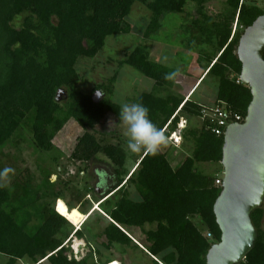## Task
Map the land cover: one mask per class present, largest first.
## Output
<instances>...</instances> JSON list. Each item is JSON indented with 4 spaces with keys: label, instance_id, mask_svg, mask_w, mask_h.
Wrapping results in <instances>:
<instances>
[{
    "label": "trees",
    "instance_id": "obj_1",
    "mask_svg": "<svg viewBox=\"0 0 264 264\" xmlns=\"http://www.w3.org/2000/svg\"><path fill=\"white\" fill-rule=\"evenodd\" d=\"M185 1L0 0V149L26 126L35 148L51 152L56 134L73 120L84 132L77 138L70 158L91 166L93 171L87 175L94 186L85 190L87 195L92 193L100 209L89 213L92 204L84 197L85 206H78L80 190L65 182L66 191L74 198L67 201L62 189L54 190L49 175L38 187L31 186L29 179L14 182L17 193H10L0 181V256L7 259L0 264L23 260L27 264H95V255L100 264H109L116 259L110 255L102 259L103 248L113 244L145 251L151 264H206L207 251L221 235L213 213L220 186L215 185L216 175L204 174L196 165H220L223 134L216 135L207 122L200 120L205 104L194 100L193 93L187 99L173 94L158 96L156 90L173 85L174 78L165 79L173 71L151 62L144 46L136 47L119 65L133 68L152 80L154 87L133 101H142L149 108L150 118L166 138L177 131L180 119H185L181 141L183 147L191 143V150L189 155L177 148L161 147L153 154L140 153L130 171L125 167L127 154L122 144L95 136L107 114L119 119L121 106L109 97L117 75L113 74L107 85L95 87L94 91L103 96L98 102L92 100V93L77 88L78 59L95 57L107 37L130 33L127 17L135 2L150 12L144 31L148 38L158 31L165 14L183 13ZM191 1L201 13L207 0ZM247 1L253 0H226L223 20L213 24L212 31L200 27L215 42V54L205 56L208 66L201 82L213 78L217 85L214 104H223L228 112L243 119L251 94L239 80L241 64L236 48L243 31L264 13ZM21 15V26L15 28L12 24ZM233 23L236 28L232 33ZM58 90L63 91L61 101H56ZM190 119L199 120L200 126L191 128ZM84 169L88 172L86 166ZM97 188L102 190L99 195ZM57 199H62L68 209L89 213L90 223L94 218L95 224L103 222L99 235L105 242L97 244L92 232L82 225L73 234L64 233L70 224L55 211ZM250 219L257 238L239 264H264V203ZM146 225H154V229L144 231ZM132 228L141 230L144 236L142 250L133 242ZM72 237L84 240L88 247L82 259L76 260L66 247Z\"/></svg>",
    "mask_w": 264,
    "mask_h": 264
},
{
    "label": "rangeland",
    "instance_id": "obj_2",
    "mask_svg": "<svg viewBox=\"0 0 264 264\" xmlns=\"http://www.w3.org/2000/svg\"><path fill=\"white\" fill-rule=\"evenodd\" d=\"M247 3H255L264 9V0L247 1ZM201 7L200 13L198 7L191 0H186L183 13L165 14L161 19L158 31L145 38L144 31L149 21L150 12L143 4L135 2L127 17V22L131 27L130 33L109 36L106 38L103 48L95 57L78 59L76 69L80 80L77 88L85 94H94L97 85L102 83L107 85V80L113 74H116L117 78L113 83V93L109 97L120 106L124 103L134 102L133 100L142 93L152 92L154 87L152 80L127 65H119L136 47L144 46L151 62L172 69V71L179 70L178 75L173 79L172 86L161 87L156 90L155 93L158 96L164 97L173 94L186 99L193 93L192 98L194 100L202 102L205 106L214 105L217 92L216 81L211 77H206L202 82L200 79L204 77L208 66L205 56L211 57L215 54V42L213 38H209L208 33H202L200 27L203 26L212 31L213 24L223 20L222 17L227 11L226 0H207ZM23 17L24 15L18 16L12 25L19 28ZM235 28V23H233L232 33ZM102 97L100 95V98ZM62 99L63 96H61ZM189 126L198 128L200 121L190 119ZM83 132L78 124L73 120H69L53 139V150L44 153L35 148L28 128L26 126L20 128L15 132L12 139L0 149V181L3 186L10 190V193H17L19 191H14L16 189V186L13 187L14 182L24 183V180L29 179L31 186L38 187L49 175V181L55 186L54 190L62 189L67 201L72 202L74 198L73 194L66 191L65 182L70 187L74 186L80 190L81 203L84 198L89 200V203L92 204L89 213L95 208V211L100 212L99 206L94 202L92 193L87 195L88 192L85 190L86 186H94V180L88 177L89 172L92 170L91 166L89 163L74 161L70 158V154L77 143V138ZM95 136L112 144L118 142L122 144L127 154L125 167L132 171L135 159L140 153H133L127 148L126 126L117 117L107 114L104 123L98 126ZM160 147L164 150L177 148V150L179 149V151L189 155L191 143L183 147L182 141H180L173 146V142L167 138V143ZM99 158L104 161V158ZM85 166L88 168V172L84 169ZM99 167L101 169V166ZM196 168L204 174L216 175L217 178L222 177V167L217 163L197 164ZM5 169H12V171L5 173ZM29 189L32 190L33 188L29 187ZM101 191V188H97V195L101 194ZM31 193L33 192L31 191ZM81 203L77 205L84 207L85 204ZM54 209L71 225L64 228V233L73 234L82 225V227L85 226L87 230L92 232L97 244L105 242L104 237L99 235L104 225L103 222L95 224L96 219L92 218V223H90L89 213L84 215L76 208L68 209L62 199L55 201ZM149 229H154V225H146L143 228L144 231ZM131 234L135 238L133 242L142 250L140 243H143L144 236L141 230L132 228ZM205 234L206 237L210 238V235ZM66 247L70 248L71 255L76 260L82 259L88 253V247L84 240L76 237H72ZM103 254L102 259L104 260L108 259L109 255L116 259L110 263L151 264L145 251L140 252L117 244L111 245L108 249L103 248ZM93 258L95 264H100L98 255ZM6 260V257L0 256V263H5ZM18 264L27 263L23 260Z\"/></svg>",
    "mask_w": 264,
    "mask_h": 264
},
{
    "label": "water",
    "instance_id": "obj_3",
    "mask_svg": "<svg viewBox=\"0 0 264 264\" xmlns=\"http://www.w3.org/2000/svg\"><path fill=\"white\" fill-rule=\"evenodd\" d=\"M236 55L239 80L250 89L251 101L244 122L227 126L223 134L222 181L213 204L221 235L207 251L206 264L241 263L257 238L250 215L264 203V13L243 31ZM61 95L58 90L56 101ZM100 95L96 91L92 100L98 102Z\"/></svg>",
    "mask_w": 264,
    "mask_h": 264
},
{
    "label": "clouds",
    "instance_id": "obj_4",
    "mask_svg": "<svg viewBox=\"0 0 264 264\" xmlns=\"http://www.w3.org/2000/svg\"><path fill=\"white\" fill-rule=\"evenodd\" d=\"M178 73V69L168 73L165 75V79L172 80ZM149 111V108L142 101L124 103L121 105L119 120L126 126L127 148L133 153L153 154L158 151L160 146L167 143L165 134L152 121ZM175 115H178V112H176L173 117ZM172 133L173 132H171V134ZM170 136L168 138L169 141H171ZM11 171L12 169L4 170L5 173Z\"/></svg>",
    "mask_w": 264,
    "mask_h": 264
},
{
    "label": "built area",
    "instance_id": "obj_5",
    "mask_svg": "<svg viewBox=\"0 0 264 264\" xmlns=\"http://www.w3.org/2000/svg\"><path fill=\"white\" fill-rule=\"evenodd\" d=\"M200 120L207 122L208 126L216 135L224 134L227 126L231 124H241L244 119L232 112H228L223 104H214L212 106H205L200 113ZM186 120L181 118L177 126V131L173 132L170 136V140L173 145H177L181 140V130L185 127ZM221 178L215 181V185L221 186Z\"/></svg>",
    "mask_w": 264,
    "mask_h": 264
},
{
    "label": "bare ground",
    "instance_id": "obj_6",
    "mask_svg": "<svg viewBox=\"0 0 264 264\" xmlns=\"http://www.w3.org/2000/svg\"><path fill=\"white\" fill-rule=\"evenodd\" d=\"M77 229H79V228H77ZM77 229H76V230H77ZM110 264H116V263L113 262V263H110Z\"/></svg>",
    "mask_w": 264,
    "mask_h": 264
},
{
    "label": "crops",
    "instance_id": "obj_7",
    "mask_svg": "<svg viewBox=\"0 0 264 264\" xmlns=\"http://www.w3.org/2000/svg\"><path fill=\"white\" fill-rule=\"evenodd\" d=\"M200 81V80H199Z\"/></svg>",
    "mask_w": 264,
    "mask_h": 264
}]
</instances>
